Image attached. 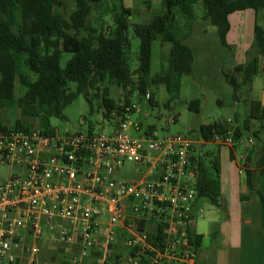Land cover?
Instances as JSON below:
<instances>
[{"label": "built area", "instance_id": "1", "mask_svg": "<svg viewBox=\"0 0 264 264\" xmlns=\"http://www.w3.org/2000/svg\"><path fill=\"white\" fill-rule=\"evenodd\" d=\"M121 89L108 131L47 134L38 122L2 131L0 164L19 170L0 182V264H36L46 236L80 246L74 264L92 257L99 264H196V152L204 140L160 136L155 124L133 119L142 111ZM176 121L171 116L165 128ZM214 142L235 150L232 130L215 132ZM246 142L241 173L254 139ZM127 160L137 166L128 182L117 179Z\"/></svg>", "mask_w": 264, "mask_h": 264}, {"label": "trees", "instance_id": "2", "mask_svg": "<svg viewBox=\"0 0 264 264\" xmlns=\"http://www.w3.org/2000/svg\"><path fill=\"white\" fill-rule=\"evenodd\" d=\"M73 2L74 9L66 19L62 15L64 0H0V110L15 108L21 112V118L11 126L28 129L38 122L45 133L54 134L57 131L51 127L50 120H65L66 108L81 94L90 104L92 97L99 98V108L107 119L108 111L119 101L110 96L106 84L123 87L127 91L126 103L132 101L134 93L145 96L151 85L164 84L170 99L180 92L182 78L194 71V52L179 37L178 17L194 21L199 0H161L162 13L146 24L129 21L132 12L123 0ZM201 6L202 19L216 27L222 45H226L231 13L248 8L264 12V0H201ZM106 8L112 13V23L104 19ZM130 27L140 41L135 68L129 58ZM156 40L170 43L171 48L168 65L152 75V47ZM64 53L72 54V58L62 68ZM263 54L264 25L258 20L246 63L235 66L231 74L224 73L235 94L259 74V58ZM73 83L75 91L71 88ZM148 100L153 106L152 95ZM198 106L199 102L193 101L189 108L198 112ZM239 118L236 113L235 119ZM7 127L1 126L3 131ZM89 129L92 131L93 126ZM228 130H232L235 147L245 136L254 139L242 164L250 194L242 195L241 199L246 200L253 193L259 196L264 227V192L254 182L255 173L264 171V144L259 145L264 133V105L250 101L249 112L241 125L228 120L203 125L200 129L203 144L214 142L215 132L225 134ZM203 144L196 160L198 198L206 197L216 204L221 196L219 148L204 152ZM192 242L198 248L200 236L192 233Z\"/></svg>", "mask_w": 264, "mask_h": 264}, {"label": "rangeland", "instance_id": "3", "mask_svg": "<svg viewBox=\"0 0 264 264\" xmlns=\"http://www.w3.org/2000/svg\"><path fill=\"white\" fill-rule=\"evenodd\" d=\"M73 4V0H65L62 15L66 19L69 18ZM195 11L196 19L192 22L187 21L181 16L178 17L180 26L179 37L184 38L185 42L194 52V71L192 74L182 78L180 92L174 94L173 98L170 99V94L164 84L151 85L148 93L153 96V106L150 104L147 96L134 93L131 97V100L142 111L141 114H134L133 119L140 120L145 124H155L160 136L166 133H182L194 140H202L200 129L203 125L228 119H231L235 125H241L247 114L244 100L248 86L239 89L237 94L234 93L233 86L225 79L223 73H226L228 69L227 64H223V59L227 56L228 52L221 45L216 27L211 25L209 21L202 19L204 10L201 6V0L195 5ZM104 12V19L108 23H112V13H108L107 8ZM159 13L160 10L155 6L148 16L153 17ZM129 21L131 23H143L145 19L142 16L133 14L129 18ZM128 37L130 40V63L135 68L138 64L137 55L140 41L134 34L133 27H130ZM170 48V43L163 44L160 40L154 42L151 61L152 75L159 73L163 67L168 65L167 59ZM71 58L72 54L64 53L60 62L61 67L64 68ZM229 73L231 74L232 71H229ZM236 79L238 82L240 81L239 75H236ZM106 85L110 89V96L120 102L122 100V89L116 85ZM103 87L98 92L99 95L102 94ZM71 88L75 91L76 85L74 83L71 84ZM193 101L199 102L198 112L189 108L190 103ZM100 102V99L94 96L90 104L85 96L81 94L66 108V119L52 118L50 125L59 132H88L91 125L96 132L108 131V122L103 118V110L99 108ZM236 113L240 114L238 121L235 119ZM171 116L177 117V121L166 129L165 125L170 121ZM246 141H248L247 136H245L244 141L241 143L242 146L247 144ZM263 144L264 133L259 139V145L262 146ZM218 148L220 152V147L215 142H211L205 144L202 150L206 152ZM196 153L200 154V148H198ZM18 170V167L0 164V182L6 181L11 172L16 173ZM136 170L137 166L134 162L127 160L117 179L128 182L135 175ZM200 201L208 203L209 199L202 197ZM99 232L103 234L105 232L104 228L101 227ZM30 244L31 241L28 240L27 246ZM41 244L42 252L35 256L38 264H74L73 259L80 250V246L66 244L60 239L51 244L47 236ZM62 247L63 249L65 248V251ZM81 264H99V261L92 257L91 259H84Z\"/></svg>", "mask_w": 264, "mask_h": 264}, {"label": "crops", "instance_id": "4", "mask_svg": "<svg viewBox=\"0 0 264 264\" xmlns=\"http://www.w3.org/2000/svg\"><path fill=\"white\" fill-rule=\"evenodd\" d=\"M123 1L132 15L136 14L145 19L141 24L150 22L162 13L161 0ZM155 6L160 13L149 17ZM73 9L74 4L71 11ZM258 20L264 25V12H257L252 8L235 11L228 16L226 45L221 44L228 52L223 59V64L228 66L226 73L233 71L235 66L246 63L247 53L254 44ZM258 69L259 74L253 78L245 96L247 113L250 101L264 105V54L259 58ZM20 118V110H0L2 127H7ZM1 126L0 131H3ZM204 146L205 144L202 147ZM246 146L247 144L242 146L240 143L235 150L219 146L221 196L216 204L210 200L205 203L198 198L194 209L196 220L192 230L200 236L196 264H264V227L259 196L253 193L248 199H241L242 195L250 194L244 173L240 171L241 156L245 153ZM254 182L256 188L264 192V171L255 173ZM25 263L26 260H22L20 264Z\"/></svg>", "mask_w": 264, "mask_h": 264}, {"label": "water", "instance_id": "5", "mask_svg": "<svg viewBox=\"0 0 264 264\" xmlns=\"http://www.w3.org/2000/svg\"><path fill=\"white\" fill-rule=\"evenodd\" d=\"M2 133V131H0V134Z\"/></svg>", "mask_w": 264, "mask_h": 264}]
</instances>
